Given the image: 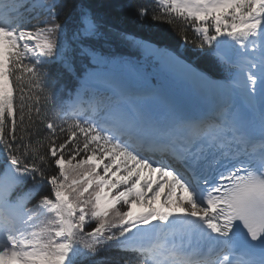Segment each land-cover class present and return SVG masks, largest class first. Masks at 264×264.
<instances>
[{"label":"snow or ice","instance_id":"6c2138e0","mask_svg":"<svg viewBox=\"0 0 264 264\" xmlns=\"http://www.w3.org/2000/svg\"><path fill=\"white\" fill-rule=\"evenodd\" d=\"M66 7L0 0V264H264V0L136 4L181 38L134 39L153 83L97 48L90 6L72 25ZM77 58L65 100L51 65Z\"/></svg>","mask_w":264,"mask_h":264},{"label":"trees","instance_id":"16d2710c","mask_svg":"<svg viewBox=\"0 0 264 264\" xmlns=\"http://www.w3.org/2000/svg\"><path fill=\"white\" fill-rule=\"evenodd\" d=\"M61 2L67 5L63 16L60 18L62 22H65L69 14L70 16L71 14L76 16V6L80 3L87 4L95 12L101 14V22L105 29H107L108 34L105 40L98 42L97 48L103 52L105 51V53L120 56L126 54L140 55L141 50L136 47L134 39H144L157 45L170 46L174 49L181 42L180 36L167 23H157L151 20L141 22L137 20L135 5L148 4L149 0H62ZM177 31H179V26H177ZM122 33L130 35L127 39H124L121 36ZM187 34L190 38L193 36L190 30ZM186 52L189 54V57L196 60L199 67L203 70L211 74L215 73L209 57L196 59L192 54L191 46H188ZM52 67H56V64H52ZM52 171H56V169L53 167ZM102 255L129 258L127 253L116 251H109L102 253ZM83 264H92V260H85Z\"/></svg>","mask_w":264,"mask_h":264},{"label":"rangeland","instance_id":"374dc122","mask_svg":"<svg viewBox=\"0 0 264 264\" xmlns=\"http://www.w3.org/2000/svg\"><path fill=\"white\" fill-rule=\"evenodd\" d=\"M141 58V61L132 58L129 60L125 59L124 61L129 62L133 66L143 65L144 75H146L147 79H153L154 77L156 80L163 79L164 73L161 70L157 69L156 66L150 60L145 59L143 55Z\"/></svg>","mask_w":264,"mask_h":264},{"label":"bare ground","instance_id":"6f19581e","mask_svg":"<svg viewBox=\"0 0 264 264\" xmlns=\"http://www.w3.org/2000/svg\"><path fill=\"white\" fill-rule=\"evenodd\" d=\"M149 83H150V82H149ZM196 104H198V101H195V100H192V101H191V107H192V109L195 108Z\"/></svg>","mask_w":264,"mask_h":264}]
</instances>
